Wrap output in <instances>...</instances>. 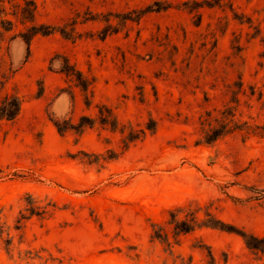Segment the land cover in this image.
Wrapping results in <instances>:
<instances>
[{"label": "rangeland", "instance_id": "1", "mask_svg": "<svg viewBox=\"0 0 264 264\" xmlns=\"http://www.w3.org/2000/svg\"><path fill=\"white\" fill-rule=\"evenodd\" d=\"M0 1L3 91L21 101L0 123V264H264L203 223L264 235V136L202 142L226 107L264 127V0H30L31 23ZM33 25L54 31L26 46ZM188 211L198 226L174 232Z\"/></svg>", "mask_w": 264, "mask_h": 264}, {"label": "trees", "instance_id": "2", "mask_svg": "<svg viewBox=\"0 0 264 264\" xmlns=\"http://www.w3.org/2000/svg\"><path fill=\"white\" fill-rule=\"evenodd\" d=\"M214 1H216L215 3L218 5L221 0H214ZM13 7L15 9V11L12 14L13 16L15 17L17 16L18 18H20L22 22L31 23L33 21L34 6H33L32 1L24 0L23 7L19 5H15ZM9 24L11 23L8 20L0 21L1 28L4 31H7L9 29L4 28L3 25L5 26ZM53 31H54V28L48 25H33L27 28L25 32L19 34V36L22 39V41L25 43V45L28 46L31 38L34 35L39 34L41 36H47L51 34ZM58 31L65 38L71 37V33H72L71 30H70V33H67L62 29H59ZM61 72L65 74L66 76L74 77L81 91L86 92L89 83L81 77L79 72L73 70V68L71 66H67V64L63 66ZM9 74H10L9 69L0 73V93H2V96L0 98V123L1 122H4V123L13 122L15 118L17 117L19 110H20L21 101L19 97L15 93H7L3 91L4 85L9 78ZM237 85L241 86V82L239 81ZM252 93L253 92H251L250 95H252ZM233 103L234 104L237 103V99L235 95L233 98ZM85 105L88 106L89 104L85 102ZM233 111L234 109L231 107H226L223 111H221L220 119L212 120L216 124L215 126H211L210 124L211 121L209 119V130L204 132V135L202 138L203 143L212 144L217 139L229 133H232L234 131H240L243 133L244 136H248V135L264 136V127L261 128L258 126H253V125L251 126L247 124L246 122L237 124L233 120V117H234ZM209 116H210V113H209ZM85 119L86 118H83V117L80 118L79 120L80 127L84 125L83 121ZM97 120L99 124L101 125L108 126L111 129L116 128V125H117L116 120L112 116L111 111L107 108H105L103 111H100V110L98 111ZM85 125L89 126L91 124L86 123ZM136 138H137L136 136H130L129 138H127V142H130ZM187 215L191 217L189 220H181V221L174 222L173 224L174 232L185 234V233L192 231L195 227L198 226V224L196 223V218L193 216L194 212L188 211ZM171 216L172 215H170V217ZM203 223L205 226H208L210 228L218 229L220 231L227 232V233H233L237 235L238 237H240V239L242 240L243 244L245 245L247 249L253 252H256V253H260V254L264 253V235L262 236L252 235V234L246 233L245 231L241 229H237L231 225L223 224L222 222H219L218 220H206ZM151 237L159 241L161 240L165 241L166 233L161 228H157L155 231H153V234Z\"/></svg>", "mask_w": 264, "mask_h": 264}]
</instances>
